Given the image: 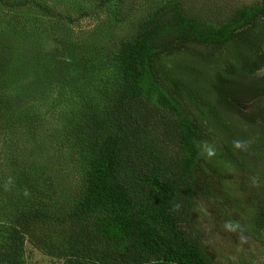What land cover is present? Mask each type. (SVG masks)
I'll return each mask as SVG.
<instances>
[{
    "label": "trees",
    "instance_id": "1",
    "mask_svg": "<svg viewBox=\"0 0 264 264\" xmlns=\"http://www.w3.org/2000/svg\"><path fill=\"white\" fill-rule=\"evenodd\" d=\"M113 1L99 0L98 7ZM0 2L14 9L33 4L59 21L74 20L37 0ZM14 24L27 33L40 20L20 14ZM263 45L264 0L235 8L220 26L203 23L178 0L157 5L104 58L102 66L113 71L107 85L81 89L79 102L72 101L78 119L66 126L81 138L75 152L83 176L71 191L44 163L58 166L66 156L57 147L58 129L49 132L29 100L21 104L23 96L1 90L0 135L28 149L20 161L16 151H4L9 176L0 177V230L7 246L0 264H22L26 237L68 264H222L192 222L197 198L213 197L218 181L228 203L241 208L239 222L229 219L255 238L264 256ZM14 54L0 36V72L12 82L7 62ZM245 103L252 106L246 112ZM230 112L256 124L255 139H246ZM42 148H52L45 160ZM233 167L242 171L240 191L249 187L245 205L225 183Z\"/></svg>",
    "mask_w": 264,
    "mask_h": 264
},
{
    "label": "rangeland",
    "instance_id": "2",
    "mask_svg": "<svg viewBox=\"0 0 264 264\" xmlns=\"http://www.w3.org/2000/svg\"><path fill=\"white\" fill-rule=\"evenodd\" d=\"M37 1L74 20L71 22L59 21L55 16L43 14L33 4L14 9L0 2V36L5 44L11 43L13 52L17 53L14 54L15 57L11 62H7L12 65L9 70L13 82L6 78V73L0 72V92L2 90V93L6 92V95L9 93L10 97L20 98L23 96L20 103L26 104L29 100L34 110L38 111L39 116L46 123L49 132L58 129L60 143L57 147L66 156L57 166L48 159L45 160L50 156L52 148L45 150L44 147L42 148L43 151L45 150L44 158L40 160H45L44 163L47 162L48 173L53 174L52 179L59 181L63 187H69L71 191L80 186L83 176L81 159L75 152L77 144H81V138L77 131L74 132L73 127L71 129L70 126H66L68 120L78 119L75 117L77 114L75 111L70 112L74 108L72 101L76 104L79 102L81 89L89 90L88 88L93 87L95 91L102 87L99 85H107V79H112L113 71L108 73L106 64L103 67L102 62H104V58H107L109 51L116 49L120 39L135 34L139 20L153 11L157 5L176 0H114L106 8L98 7L99 0ZM178 1L190 14L198 17L203 23L220 26L235 8L254 5L261 0ZM121 9H124L123 14ZM113 11L122 15L113 16ZM84 12L87 14L82 15ZM20 14L25 20H40V27H35L34 30L28 29L27 33H24L14 24L15 17ZM112 16V21L109 22ZM75 58L79 60L76 65L72 62ZM169 62L170 58L165 61L166 64ZM85 63L89 64L86 73L80 74ZM216 66L218 65L212 67ZM82 76L86 80H81ZM251 107L249 103H245L241 105V110L246 112ZM229 115L231 121H235L234 123L242 132L248 133L247 140L255 139L256 124L247 125L241 115L235 112H230ZM1 136L0 177L3 178L6 174L9 176L6 165V163L9 164V161L5 160L4 151L5 154L8 151H12V153L16 151L20 161L24 159V155H27L28 146L15 142V146L12 147L11 142L5 141L6 136H2V138ZM252 153L253 157L250 162L256 172V153ZM20 163L21 168L26 171L25 166L22 165V162ZM241 172L240 168L233 167L232 174L225 178V183L229 186L228 192L233 193L239 200V204L242 205L249 195V187L245 192L240 191ZM216 185L213 197L197 198L192 213V222L201 235L205 248L213 255L215 261L222 264L261 261L264 256H259L258 251L262 249L257 246L255 238L232 223L231 219L236 222L241 220L240 206L235 208L234 204L228 203L220 190L219 181ZM231 205L232 207H230ZM6 246L7 238L0 230V252ZM22 264L68 263L63 257L49 256L26 237Z\"/></svg>",
    "mask_w": 264,
    "mask_h": 264
},
{
    "label": "clouds",
    "instance_id": "3",
    "mask_svg": "<svg viewBox=\"0 0 264 264\" xmlns=\"http://www.w3.org/2000/svg\"><path fill=\"white\" fill-rule=\"evenodd\" d=\"M237 146H239V145H237Z\"/></svg>",
    "mask_w": 264,
    "mask_h": 264
}]
</instances>
